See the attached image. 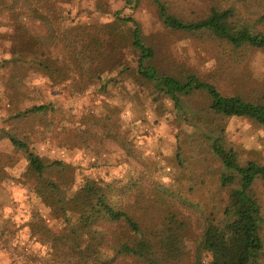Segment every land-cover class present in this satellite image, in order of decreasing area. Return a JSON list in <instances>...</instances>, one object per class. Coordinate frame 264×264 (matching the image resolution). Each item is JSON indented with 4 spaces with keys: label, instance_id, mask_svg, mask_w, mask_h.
Listing matches in <instances>:
<instances>
[{
    "label": "rangeland",
    "instance_id": "374dc122",
    "mask_svg": "<svg viewBox=\"0 0 264 264\" xmlns=\"http://www.w3.org/2000/svg\"><path fill=\"white\" fill-rule=\"evenodd\" d=\"M158 1L186 22L218 4ZM123 18L139 25L155 53L148 64L161 74L194 75L252 103L264 96V49L168 31L152 0H0V264H59L69 229L37 190L52 182L72 197L87 180L121 191L144 232L175 214L186 235V257L175 264H192L204 218L227 201L210 138L220 135L241 163L264 165V126L213 114L203 93L182 98L181 111L157 97L136 73L133 27ZM41 105L46 113L24 116ZM9 137L62 167L37 179ZM254 194L264 216V186Z\"/></svg>",
    "mask_w": 264,
    "mask_h": 264
},
{
    "label": "trees",
    "instance_id": "16d2710c",
    "mask_svg": "<svg viewBox=\"0 0 264 264\" xmlns=\"http://www.w3.org/2000/svg\"><path fill=\"white\" fill-rule=\"evenodd\" d=\"M152 2L168 31L206 33L236 51L264 49V0H218V4L191 22L170 15L158 0ZM122 21L133 27L131 46L137 53L136 73L153 87L157 97L169 99L175 110L181 111L182 98L203 93L210 100L213 114L225 119L246 118L264 126V96L252 103L240 96L223 95L216 86L194 75L181 80L161 74L148 64L155 53L144 43L139 25L132 18ZM48 109L47 105L34 106L23 114L37 116ZM9 140L14 148L25 152L28 170L37 179L62 167L58 161L45 163L25 142L14 137ZM210 141V152L221 166L218 185L227 191V201L217 213L204 218L192 264H264V216L260 199L254 194L256 185L264 186V165L241 163L236 153L224 146L220 135ZM37 191L69 229V237L62 244L67 249L59 264H119L125 259L142 264H175L186 257L185 224L175 214L169 213L161 224L144 232L128 211L130 206L120 198L121 191L115 193L108 183L87 180L72 197L63 195L52 182H42ZM103 247L108 248L112 258L104 256Z\"/></svg>",
    "mask_w": 264,
    "mask_h": 264
}]
</instances>
